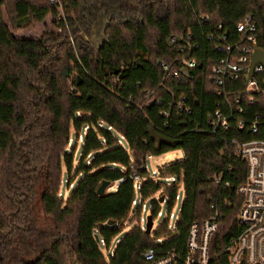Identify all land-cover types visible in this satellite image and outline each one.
<instances>
[{"label":"trees","instance_id":"trees-1","mask_svg":"<svg viewBox=\"0 0 264 264\" xmlns=\"http://www.w3.org/2000/svg\"><path fill=\"white\" fill-rule=\"evenodd\" d=\"M63 3L76 20L68 22V29L61 23V33L34 39L18 38L12 31L40 23L47 15L56 25L55 6L49 0H0V264H141V254L151 248L184 254L190 226L214 215L219 225L208 264H230L226 249L241 230L236 217L243 197L237 187L246 177V164L235 155L232 141L264 136V102L243 103V112L233 115L228 131L209 130L206 114L217 108L220 97L207 69L219 55L206 36L220 24L235 37L236 25L251 15L258 46L264 49V0ZM187 32L199 44L183 63L190 77L181 75L178 83L159 87L157 62H173L180 55L169 36ZM147 90L162 103H145ZM181 94L191 107L189 114L172 105L173 96ZM256 115L261 116L258 134L237 129L235 121L247 123ZM150 128L177 140L175 148L184 155L158 170L161 177L179 178L183 187L172 230L168 217L178 185L151 179L142 165L148 156L173 148L157 147ZM79 139V161L70 176ZM63 167L68 187L80 177L66 199L60 197ZM135 174L142 179L141 200L159 190L168 197L166 218L149 234L135 223L118 238L111 254L104 255L96 236L108 248L130 212L131 220L140 218V206L132 211ZM103 181L108 186L99 195ZM159 211V199H154L148 209L152 220ZM39 214L47 226H40ZM109 220L114 223L107 224Z\"/></svg>","mask_w":264,"mask_h":264},{"label":"built area","instance_id":"built-area-1","mask_svg":"<svg viewBox=\"0 0 264 264\" xmlns=\"http://www.w3.org/2000/svg\"><path fill=\"white\" fill-rule=\"evenodd\" d=\"M57 10L56 33L62 32L63 24L68 29V22L75 21L73 14L68 15L63 0H49ZM203 21L208 20V16L199 14ZM236 36L233 37L229 32L222 29V25H216L214 31L210 32L206 39L214 42V51L219 55L208 66L207 77L212 82L214 94L220 97L217 108L206 114V123L211 132L228 131L231 120L235 113L243 112V103L255 105L264 102V49L258 46L257 26L251 15H246L236 25ZM69 34V40L73 44L74 38ZM85 41H89L85 32H81ZM169 44L180 54L173 62L159 60L162 78L159 87H165L169 81L178 83L181 70L187 68L183 63L199 48L192 32L185 34L170 35ZM256 49L263 51L262 61L255 62L252 74L249 75V66L252 55ZM177 67V68H176ZM188 69V68H187ZM154 91L145 92V103L161 104V98H153ZM172 105L177 111L189 114L191 107L184 94L173 96ZM161 115L167 117L168 112L162 111ZM264 120V115H263ZM261 116L245 122L243 119L235 121L238 130H247L252 134H258ZM110 129V128H109ZM234 153L238 159L246 164L245 182L237 187V193L243 197L242 206L237 214L236 220L241 227L237 236L232 239L230 246L226 249L230 264H264V136L253 138L247 141H232ZM148 170L146 159L142 165ZM149 172V171H148ZM160 176L159 172H149L151 179ZM135 190L139 191L141 177L133 176ZM166 183L164 185L176 184L180 186V179L176 176L161 177ZM219 178H217L218 180ZM156 181V180H155ZM228 186V184H225ZM162 202L168 197L161 195ZM178 194L175 197L177 199ZM168 201V200H167ZM160 202V203H162ZM133 207L140 206L142 210L149 209L141 198H135L132 202ZM167 215V210H166ZM161 216L159 211L157 217ZM171 212L168 217L171 218ZM218 216L214 215L201 222H194L188 231L185 253L182 254L176 249L166 250L158 253L151 248L141 254V264H208L210 260V242L218 229ZM170 230L174 225H168ZM142 229L144 227L142 226ZM119 239L117 238L116 241ZM162 239L156 242L161 243ZM103 241L99 239V243ZM111 254V252H108Z\"/></svg>","mask_w":264,"mask_h":264},{"label":"rangeland","instance_id":"rangeland-1","mask_svg":"<svg viewBox=\"0 0 264 264\" xmlns=\"http://www.w3.org/2000/svg\"><path fill=\"white\" fill-rule=\"evenodd\" d=\"M2 11H3L4 20L6 21V23H8L5 8H3ZM55 29H56V26L52 22L51 15H47L42 22L34 23V24L30 25L28 28L21 30V31H12V33L14 34V36H16L18 38L40 39L42 37H46L50 33H56ZM81 136H84V133H81ZM71 138H72V142H71L70 146L73 147L75 145V140H76V133L73 130L71 131ZM122 144L124 147H126L125 142ZM70 146H69V148H70ZM81 147H82V143H81V139H79V141H77V145H76V149H75V153H74L73 169H72L70 176L74 175V171H75L77 164H78V161H79V154L81 152ZM183 157H184L183 151L180 148H173L171 150H168V151L163 152V153L158 154V155H150L146 158V164H147L148 171L152 175L153 173H157L160 168H162L168 164L181 161L183 159ZM153 177L159 183L169 184V183H166L164 181V179L159 177V176L153 175ZM62 178H63V180H62V183L60 186V197L63 199H66L70 195V193L72 192L74 185L78 182L80 177L75 176L73 178L72 185L68 187L67 183H66V181H67L66 179L68 177H67L65 167H63ZM112 190H113V187H110L108 191H112ZM161 191L162 190H159L153 196L145 199V201H144L145 205H149L154 199L155 200L159 199ZM177 194H178V197L176 200H174L172 208H171V215L172 216L169 219L170 225H174L176 223L177 216H178V213L180 211V208H181V205L183 202L184 194H183V187L181 184L178 187ZM135 198H137V199L140 198L138 190H135ZM167 200L168 199H166L164 202L160 203L161 216L153 219V227H152L153 230H155L156 227L158 226V224L163 219L166 218V210H167V205H168ZM134 210H135V207L132 208V211H134ZM148 214L149 213H148L147 209H144V210L141 209L139 220L138 219L131 220L133 215H132V212H130L128 219L123 223L120 232L118 233L117 237L112 240L110 246L107 248V247H105V245L103 243H99V248H100L101 252L104 255H107L108 252H112V250L114 249V247L116 245V239L121 238L130 229V227L132 225H134L135 223L136 224L139 223L145 229L146 217ZM38 221H39L40 226H42V227H45L48 224V221L43 218V214H39Z\"/></svg>","mask_w":264,"mask_h":264},{"label":"water","instance_id":"water-1","mask_svg":"<svg viewBox=\"0 0 264 264\" xmlns=\"http://www.w3.org/2000/svg\"><path fill=\"white\" fill-rule=\"evenodd\" d=\"M262 54H263L262 50H260V49H256L255 50L254 54L252 55L250 66H249V75L252 74V69H253V66H254L255 62H257V61L261 62L262 61V58H263ZM139 62H140L139 60L136 61V63H139ZM181 73L185 77H190V72H189V69H187V68L182 69ZM151 104H153V103L150 102V105ZM148 133H149L151 139L155 141L157 147H160L162 144H165V145H167V146H169L171 148H175L177 146V144H178L177 140L166 138L165 136L161 135L160 133H158L153 128H150L148 130ZM107 186H108V182L103 181L100 184V186L98 187L97 193L99 195L104 194L105 191H106ZM159 202H162V197L159 199ZM113 223H114L113 220H109L107 222V224H109V225H111ZM152 227H153L152 216L150 214H148L147 217H146V224H145L144 232L146 234H149L151 232ZM96 240L99 241L97 236H96Z\"/></svg>","mask_w":264,"mask_h":264},{"label":"crops","instance_id":"crops-1","mask_svg":"<svg viewBox=\"0 0 264 264\" xmlns=\"http://www.w3.org/2000/svg\"><path fill=\"white\" fill-rule=\"evenodd\" d=\"M81 139H82V136L80 135Z\"/></svg>","mask_w":264,"mask_h":264}]
</instances>
